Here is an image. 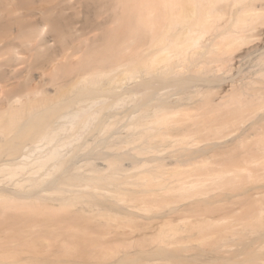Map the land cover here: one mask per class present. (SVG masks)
<instances>
[{
  "label": "bare ground",
  "instance_id": "bare-ground-1",
  "mask_svg": "<svg viewBox=\"0 0 264 264\" xmlns=\"http://www.w3.org/2000/svg\"><path fill=\"white\" fill-rule=\"evenodd\" d=\"M0 264H264V0H0Z\"/></svg>",
  "mask_w": 264,
  "mask_h": 264
},
{
  "label": "rangeland",
  "instance_id": "rangeland-1",
  "mask_svg": "<svg viewBox=\"0 0 264 264\" xmlns=\"http://www.w3.org/2000/svg\"><path fill=\"white\" fill-rule=\"evenodd\" d=\"M238 148H239V149L237 150V147H236V150L238 151V152H237V151H236V152H237L238 155H239L240 153L244 152V151L241 152L240 147H238ZM234 149H235V148H234ZM241 149H242V147H241ZM243 149H244V147H243ZM101 150H103L104 152L107 151L106 148H101ZM171 150H172V149H167L168 152H171ZM239 150H240V151H239ZM236 152H233V155H234ZM169 154H170V153H169ZM169 154H168V155H169ZM238 155H237V157L235 158V159H237V160L239 159V158H238ZM94 158H96V157L94 156ZM235 159H234V160H235ZM78 160H80V159H78ZM198 160H200V159H198ZM211 160H212V164H209V165H208V168L206 167V165L203 164V162L200 163L201 161H200L199 163H200V164H203L205 167H203L202 165L196 163V166L199 165L200 168H202V167L204 168V170H202L203 168H202V169H199V170H201V171H199V170H198L199 167H195V165L193 166V169H191V168H192L191 165H190V167H189V166H188V167H189L190 170H192L194 173H195V171H196V174H197L198 171H199V173H201L202 171H203V172H204V171H207L205 168L209 169V168H211L212 166H213L212 168H213L214 170H215V169H219V168H221V169H219V171L222 170V169L224 170V168H223V166H222L223 164L221 163V160L216 159V158H214V157H213ZM237 160H236V164H238V162H240V159H239L238 162H237ZM94 162H97V163H103L104 161H103V160H99V159L97 160V158H96V160H94ZM192 162H194V163H192V164H195V161H192ZM233 162H235V161H233ZM229 163H230V162H229ZM197 164H198V165H197ZM233 164H234V163H233ZM233 164H232V165H233ZM228 165H229V164H228ZM232 165H230V166L233 167ZM201 166H202V167H201ZM210 166H211V167H210ZM230 166H228V167H230ZM234 166H235V165H234ZM225 167H227V166H225ZM228 167H227V169H228ZM231 167H230V168H231ZM183 168H184V167H183ZM194 168H196L195 171H194ZM197 170H198V171H197ZM225 170H226V169H225ZM209 171H210V169L208 170L207 173H211V171H210V172H209ZM215 171H217V170H215ZM203 172H202V173H203ZM212 172H213V171H212ZM181 174H182V173H181ZM181 176H183V174H182ZM234 186H235V185H234ZM237 186H238V185H236V186L233 187V188L236 189ZM226 188L228 189L227 186H226ZM233 188H232V189H233ZM227 189H226L225 191H224L223 189H222V190H223L224 192H227ZM232 189H231V188L228 189L229 192H230L229 194H227V193L225 194L224 192L221 193V192H222L221 189H220L221 192L219 191L220 193L217 192V194H215L217 197H218V195H221V196H222V194H223V195H226V196H225V198H222V199L220 198L221 200L215 198V201H216V202L213 204L214 206L212 205V207H214L213 210H215V208H216L215 205H216V204H219V205H220V204L223 203L222 205H225V204L228 202L226 199H228V200L230 199V195H231V191H230V190H232ZM237 189H239V190H237V191L232 190V191H233V192H236L235 194H238V192H241V189H240V187H238ZM218 198H219V197H218ZM238 198H239V197H237V200H239L241 197H240L239 199H238ZM216 199H217V200H216ZM225 200H226V201H225ZM237 200H235V201H237ZM241 200H242V199H241ZM229 201L231 202V199H230ZM225 202H226V203H225ZM230 202H228V204H230ZM236 203H237L236 206L238 205L237 207H239V208H243V209H244V207H241V205H240L239 202H236ZM222 205H221V206H222ZM162 206H164V204H163ZM165 206H166V205H165ZM165 206H164V207H165ZM233 206H234V205H233ZM77 207L81 209V208H82V204H80V206L78 205ZM147 207H149L148 209H151V208L153 207V205H152V206L150 205V206H147ZM147 207H146L144 210L139 211V212H138L139 214H137L136 217H133V219L136 220V221H134V222H133V219L131 220L133 224H131V221H130V222L127 221L128 224H126L127 222H126V219L124 218V216H121V217H123V218H119V217H118V220H119L120 222L123 223V222L125 221V222L123 223L124 225H122V223L119 224L120 222H119V223L114 222V226H113V228L108 229L106 232L103 231V232L106 233L105 235H107V237L105 236V237H106V238H104L105 240H103V239H102V240H103V241H106V242H110V239H111V238H112L111 241H112V240H115V239L117 240V239H118V238H117V234L121 235V234H124V233L126 234L127 232H128V233H127V236H128V237L131 236L130 238H132V239H133V238L135 239L136 236H139V235L142 237V235H144L143 232H145L146 234H149V235H150V234L153 232V230H152L153 225H151L152 227L148 225L149 223L147 222V219H148L147 217H151V216H152V218L150 219L151 221H150V220H149V221L152 222V223H157V222H158V217H157V215L159 214V211L164 212V211L167 210V208H164V209L162 208V209H161V207L159 208V206H157L158 209H157V208L154 209V207H156V206L154 205V207H153L152 209L155 210V212H156L155 215H156L157 212H158V214L156 215V221H155V220H154L155 217L153 218V216H154V214H153V213H154V210H153V211L151 210V211L149 212V210L147 209ZM169 207H172V206L169 205V206H168V210H169ZM222 207H223V206H222ZM224 207H225L227 210H224ZM224 207L221 208V207L219 206L218 208H221V209H222V210H220L221 212L224 210L223 212L226 213V215H227V216H230V217H231V215H232V214L230 215V212H231V213L233 212V217H232V219H231V222H232V220L235 219L234 216H236V215H234V214H235L234 212L237 213L239 209H238L237 207H235V209H232V208H234V207L231 208L230 206H228L229 209L231 208V210H232V211H231V210H228V207H226V206H224ZM243 209H241V212H242ZM145 210H148L149 213H148V212H147V213L149 214V216H148V214L145 213ZM168 210H167V211H168ZM213 210H212V212H213ZM218 210H219V209H217V210L214 211V212H215V215H212L213 213L211 214V212H210V214H206V213H205V214H206V216L210 215L209 217H211V216H212L213 218H214V217H215V218L218 217L217 219H219V217H221V213H220V211H218ZM233 210H234V211H233ZM235 210H236V211H235ZM226 211H227V212H226ZM216 212H217V213H216ZM223 212H222V213H223ZM241 212L239 211V213H237V215H238V214H241ZM203 213H204V212H203ZM219 213H220V214H219ZM224 213H223V214H224ZM242 213H243V212H242ZM244 214H245V213H244ZM150 215H151V216H150ZM174 215H176V214H174ZM180 215H181V214H180ZM183 215H185V214H183ZM186 215H189V214H186ZM198 215H200V217L198 216V219H196V218H197L196 215H194V216H193V215H190V217L188 216V218H189V220H190V222H191V223H190V222L188 221L187 223H189V224L186 223V224L188 225V226H187L188 228L190 227L189 225H192V226H193V220H194V219H195L196 221L198 220L197 223H199L200 219L203 218V217H205V215H202V216H201V213L198 214ZM224 215H225V214H224ZM226 215L222 218L221 222L223 221V223H224V222L227 223V222L230 220L228 217H226ZM242 216H243V215H242ZM137 217H138V218H137ZM176 217L179 218L180 216H178V214H177ZM183 217H184V216H183ZM183 217H182V215H181L180 219H181V218L183 219ZM185 217H187V216H185ZM193 217H194V219L192 220ZM212 217H211V219H210L211 221L213 220ZM225 217H226V219H229V220H225V219H224ZM239 217H240V216H239ZM144 218H147V219H144ZM199 218H200V219H199ZM215 218H214L213 222H214V221H217V220H215ZM116 219H117V218H116ZM152 219H153L155 222H153ZM180 219H179V220H180ZM220 219H221V218H220ZM223 219H224V220H223ZM236 219H238V220H236V221L238 222V221H239V218H236ZM103 220H104V219H103ZM121 220H123V221H121ZM179 220H178V225H179V224H182V223H181V220H180V221H179ZM114 221H117V220H114ZM219 221H220V220H219ZM219 221H217V222H219ZM236 221H235V223H236ZM241 221H242V220H241ZM145 222H147V225H148L149 227L145 225V224H146ZM159 222H160V221H159ZM213 222H211V223H213ZM217 222H216V223H217ZM229 222H230V221H229ZM243 222H244V221H243ZM115 223H116V224H115ZM137 223H139V224H137ZM152 223H151V224H152ZM176 223H177V221H176ZM176 223H174V224H176ZM207 223L209 224V222H207ZM211 223H210V224H211ZM226 223H225V224H226ZM239 223H240V222H239ZM239 223H238V224H239ZM125 224H126V226H125ZM136 224H137V225H136ZM141 224L143 225L144 228H142V225H141ZM214 224H215V222H214ZM217 224H218V223H217ZM225 224H221V223H219V226H220V225L223 226V225H225ZM236 224H237V223H236ZM238 224H237V225H238ZM117 225H121V227H119V226H117ZM129 225L131 226V228H132L133 225H134V226H135L136 228H138V229H135L134 227H133V229L128 228ZM138 225H139V227H138ZM140 225H141V226H140ZM144 225H145V226H144ZM154 225H155V224H154ZM198 225H199V224L196 225V222H194V226H195L194 228H195V230H194V228L191 226V227L193 228V229H192L193 232L191 231V228H190L189 231L192 232V233H195V232L197 231V227H199ZM230 225H231V224H230ZM122 226H123V228H122ZM217 226H218V225H217ZM227 226H228V225H227ZM227 226H226V229H227ZM117 227H118V228H117ZM145 227H148V228H145ZM119 228H120V229H119ZM121 228H122V229H121ZM113 229H114V230H113ZM115 229H116V230L118 229V230H120V231H115ZM128 229H130V232H129ZM140 229H141V230H140ZM142 229H143V230H142ZM124 230H125L126 232H124ZM198 230H200V228H198ZM218 230H220V229H218ZM218 230L216 231L217 234L219 233ZM109 231H110V232L112 231V232H114V233L117 232V233H115L116 235L113 233V234L116 236V238H114L115 236H114V237L112 236L113 234L110 235L112 232L110 233ZM189 231H187V232H189ZM204 231H205V230H204ZM103 232H102V233L97 232V233H98V234H99V233H100V234H104ZM118 232H119V233H118ZM122 232H123V233H122ZM184 232L187 233L186 230H185ZM198 232H199V234H200L201 231H198ZM198 232H197V235H198ZM216 232H214V233L216 234ZM94 233H95V232H94ZM185 233H184V234H185ZM207 233H208V232H207ZM128 234H129V235H128ZM141 234H142V235H141ZM195 234H196V233H195ZM95 235H97V234H95ZM218 235H219V234H218ZM125 236H126V235H125ZM125 236H123V238H124ZM127 236H126V237H127ZM140 236H139V237H140ZM216 236H217V235H216ZM216 236H215V237H216ZM126 237H125V238H126ZM128 237H127V238H128ZM139 237H138V239L141 238V237H140V238H139ZM196 237H197V236H196ZM218 237H219V236H218ZM236 237H237V236H236ZM125 238H124V239H125ZM127 238H126V239H127ZM130 238H129V239H130ZM136 239H137V238H136ZM136 239H135V240H136ZM138 239H137V240H138ZM192 239H193V238H192ZM214 239L218 240L217 237L214 238ZM189 240H190V239H188L187 241H185V244H187L188 242L191 243L192 241H195V239H194V240H191V242H190ZM216 240H215V241H216ZM236 240H237V238L235 239V241H236ZM153 241L156 242V239L153 240ZM215 241H214V242H215ZM210 242H211V241H210ZM148 243H149V242H148ZM148 243H147V244H148ZM150 243H151V241H150ZM198 243H199V242H198ZM191 244H193V242H192ZM191 244H188V245L191 246ZM195 244H196L197 246H199V245L197 244L196 241H195ZM195 244H194V246H196ZM148 245H149V244H148ZM150 245L152 246V244H150ZM201 246H202V245H201ZM203 246H204V244H203ZM149 247H150V246H149ZM205 247H207V249H208V246H207V245H206ZM205 247H204V248H205ZM196 248H198V247H196ZM134 249H135V248L133 247V249H131V250H134ZM191 250H193V249H191ZM189 252H191V251L189 250V251H188V254H189ZM192 252H193V251H192ZM190 254H191V253H190Z\"/></svg>",
  "mask_w": 264,
  "mask_h": 264
}]
</instances>
